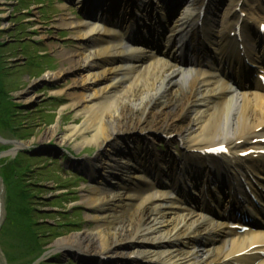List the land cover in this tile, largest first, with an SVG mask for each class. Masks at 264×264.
<instances>
[{"label":"bare ground","instance_id":"1","mask_svg":"<svg viewBox=\"0 0 264 264\" xmlns=\"http://www.w3.org/2000/svg\"><path fill=\"white\" fill-rule=\"evenodd\" d=\"M144 1L148 0H73L83 9L79 16L72 15L65 3L58 4L62 12L53 22L56 28L69 30L74 44L58 45L54 50L60 58L58 67L42 75L52 83L68 73L66 85L48 90L50 95L67 96V102L55 111L58 120L53 126L60 128L55 143L68 149L67 155L73 162L81 161V166L91 163L90 172L82 171L90 177L99 172L100 179L92 182L87 191L82 190L77 201L84 205L85 220L92 225L54 240L48 250L59 255L72 248L81 255L78 260L70 257L81 264L92 257H96L97 264H104L102 261L107 259L111 262L106 264H230L233 259H226L227 256L247 242L264 238V232L233 234L222 227L224 223L175 202L169 192L154 184L158 178L145 179L140 170L146 164L165 167L171 161H175L176 167L180 160L183 165L192 161L208 164V158L195 150L218 142L232 144L236 151H243L244 147L258 149L251 139L264 136V93L232 85L220 74L219 62H208L212 68H201L197 55L182 58L194 60L187 68L166 58H154L140 66L125 63L124 59L135 58L139 49L125 44L121 36L97 19L107 17L129 28L133 23L128 10ZM184 3L169 21L172 24L163 51L172 47L182 53L177 48L178 41L172 40L185 27L192 46L196 47V38L205 26L210 29L207 39L217 50H225L229 41L224 35V25L232 9L221 6L222 0ZM153 5L160 16L138 15L144 22L157 26L161 22L154 20L167 21L166 13L173 9L157 0ZM236 8L244 20L256 23L257 27L255 21L264 20V0H239ZM107 9L112 14H105ZM114 14L118 16L113 17ZM237 27L251 32L246 23H237ZM230 71L235 76L239 73ZM26 86L13 91L16 101L27 102L32 98L22 92ZM48 131L51 136L47 139L53 138V128ZM170 134H176L185 146L184 155L178 159L176 153L159 155L154 149L159 136ZM239 139L243 141L236 144L234 141ZM173 142L180 144L174 139L167 143L168 149ZM142 143L140 148L138 145ZM94 144L101 148L95 156H85V147ZM77 150H81V155ZM243 160L248 161V157ZM254 167L256 174L264 169V158L255 162ZM197 170L204 171L196 166L189 169V177L193 178ZM159 173L167 176L162 168ZM181 174L182 170L170 177V187H182L187 181L193 187V180L188 176L183 180L185 176ZM244 175L251 173L244 171ZM203 186L197 190L199 194L205 192Z\"/></svg>","mask_w":264,"mask_h":264},{"label":"rangeland","instance_id":"2","mask_svg":"<svg viewBox=\"0 0 264 264\" xmlns=\"http://www.w3.org/2000/svg\"><path fill=\"white\" fill-rule=\"evenodd\" d=\"M59 1L0 0V153L5 154L0 157V264H79L70 257L78 256L72 248L59 255L48 249L54 240L92 225L77 201L100 179L99 172L80 175L77 170L90 172L91 163L73 162L55 143L60 129L53 126L55 113L67 96L48 90L66 85L68 73L52 83L42 76L60 63L55 48L74 44L69 30L53 22L62 12ZM236 3L226 0L224 8ZM67 9L76 15L75 6ZM23 85L24 95L32 98L18 102L13 91ZM50 128L53 138L47 139ZM99 148L88 145L85 156H95ZM83 262L96 264V259Z\"/></svg>","mask_w":264,"mask_h":264},{"label":"trees","instance_id":"3","mask_svg":"<svg viewBox=\"0 0 264 264\" xmlns=\"http://www.w3.org/2000/svg\"><path fill=\"white\" fill-rule=\"evenodd\" d=\"M19 211H20V208H19Z\"/></svg>","mask_w":264,"mask_h":264},{"label":"water","instance_id":"4","mask_svg":"<svg viewBox=\"0 0 264 264\" xmlns=\"http://www.w3.org/2000/svg\"><path fill=\"white\" fill-rule=\"evenodd\" d=\"M1 156V155H0Z\"/></svg>","mask_w":264,"mask_h":264}]
</instances>
